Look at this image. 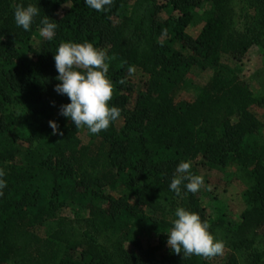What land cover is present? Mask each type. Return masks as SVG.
Returning <instances> with one entry per match:
<instances>
[{"label":"trees","instance_id":"1","mask_svg":"<svg viewBox=\"0 0 264 264\" xmlns=\"http://www.w3.org/2000/svg\"><path fill=\"white\" fill-rule=\"evenodd\" d=\"M248 1L255 15L240 29L233 0H114L107 12L83 0H0V168L6 181L0 264H263L255 244L264 227V130L257 115L264 95L222 65L223 54L240 60L256 45L264 54V0ZM29 3L40 15L24 31L14 10ZM44 15L58 25L51 40L40 34ZM197 20L193 36L189 27ZM68 41L105 51L109 104L122 110L107 130L89 133L88 142L81 136L87 128L59 115L69 100L54 91V52ZM135 69L145 75L139 90L131 79ZM194 69L212 75L196 94L178 100ZM50 120L61 133L53 134ZM18 142L34 145L21 159ZM197 159L208 169L237 164L246 170L252 185L239 223L227 221L220 201L208 212L200 191L187 193L182 185L177 196L169 189L177 165ZM70 206L87 211L85 224L60 216ZM177 207L198 213L228 256L173 252L165 232ZM48 221L55 226L45 236L40 228ZM146 225L156 234L147 243L141 236Z\"/></svg>","mask_w":264,"mask_h":264},{"label":"clouds","instance_id":"2","mask_svg":"<svg viewBox=\"0 0 264 264\" xmlns=\"http://www.w3.org/2000/svg\"><path fill=\"white\" fill-rule=\"evenodd\" d=\"M84 4L97 12H107L114 0H83ZM39 3V0H37ZM40 15L37 4L29 3L26 7L18 5L14 10V20L18 27L29 31L34 18ZM47 15L40 20V34L51 40L58 27ZM55 68L58 73L54 91L58 95H66L69 102L59 107V115L68 118L77 129L87 128L92 134L107 130L110 124L121 116V109L110 105L113 86L107 76L109 64L104 50L97 49L92 43L84 41L62 42L54 52ZM129 73L134 68H129ZM123 82V81H122ZM49 126L53 134L61 133L59 124L50 120ZM190 160L181 161L176 167V174L170 181L169 189L177 196L183 191L195 194L205 186L202 175L191 171ZM5 172L0 168V190L6 187L3 179ZM2 194V191H0ZM175 219L167 234V245L183 257L192 255L211 258L223 253L224 242L215 239L209 231V224L202 221L199 214L184 207L174 211Z\"/></svg>","mask_w":264,"mask_h":264},{"label":"rangeland","instance_id":"3","mask_svg":"<svg viewBox=\"0 0 264 264\" xmlns=\"http://www.w3.org/2000/svg\"><path fill=\"white\" fill-rule=\"evenodd\" d=\"M235 8V24L238 28H243L248 22L250 25L253 22L255 15L254 9L248 0H233ZM70 6V3L63 5L62 9ZM201 23L199 20L195 21L190 27L189 32L193 36L199 33ZM222 65L225 68L224 72L228 70L239 73L242 78L250 85L256 96L264 95V54L260 46H253L248 53L240 60L236 59L232 55L223 54ZM228 69V70H227ZM212 75V70H198L194 69L188 82L183 85V88L178 94V100H182L188 94H196L201 87ZM143 72L135 69L132 74V81L135 84L136 90L141 89V81L144 78ZM257 115L262 121L264 130V109L259 107L257 109ZM89 131L87 129L82 131V139L84 142L89 140ZM92 134V133H91ZM18 151L16 156L21 159L23 157V151L28 147H33L24 142H18ZM1 146V145H0ZM23 152V153H22ZM198 161L191 162L192 167H198L197 175H202L205 180V186L201 187L200 195L203 205L208 212L215 207V202L220 201L223 203L224 210L227 214V221L231 224H237L241 220V214L247 208L248 204L245 199V192L250 188L252 182L246 172V170L237 165H231L228 168L220 169H208L207 166L201 164L200 159ZM121 191L114 192V194H120ZM60 216L70 217L75 220L76 223H84L85 217L88 216L87 211L78 210L77 207H66L61 210ZM55 226L54 221H48V223L41 226L40 231L43 235L48 236L50 229ZM141 236L145 242L152 241L155 238V233L150 229L148 225L141 229ZM131 249V245L127 246ZM255 248L258 251L264 253V227L260 230L257 238ZM228 250L223 251V257L228 256ZM222 259H218L217 263L220 264ZM13 264V263H8ZM264 264V259H263Z\"/></svg>","mask_w":264,"mask_h":264}]
</instances>
